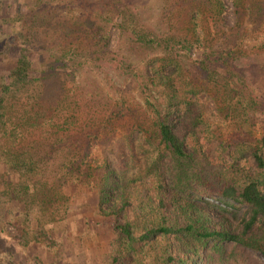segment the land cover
Returning a JSON list of instances; mask_svg holds the SVG:
<instances>
[{
	"label": "trees",
	"instance_id": "1",
	"mask_svg": "<svg viewBox=\"0 0 264 264\" xmlns=\"http://www.w3.org/2000/svg\"><path fill=\"white\" fill-rule=\"evenodd\" d=\"M26 3L0 0V263L16 264L2 248L5 225L17 222L12 214L25 226L33 208L50 223L64 220L65 187L88 192L95 213L114 220L113 263L201 264L203 250L222 253L226 244L264 260V135L251 137L253 121L264 123V76L259 92L245 70L264 46L244 44L248 34L264 37V0H232V27L224 26L221 0H168L169 17L157 29L121 0ZM111 26L125 28L135 63L108 49ZM258 64L264 71V58ZM83 70L111 71L133 87L124 95L116 86L97 103L74 87ZM200 95L230 129L225 140L213 139L200 113L192 116ZM190 117L178 136L180 120ZM116 130L127 144L136 135L149 139V178L125 181L108 158L96 166L88 160ZM212 151L227 153L232 168L249 157L252 169L215 177L199 160ZM166 157L172 167L159 170ZM225 216L240 223L231 229Z\"/></svg>",
	"mask_w": 264,
	"mask_h": 264
},
{
	"label": "rangeland",
	"instance_id": "2",
	"mask_svg": "<svg viewBox=\"0 0 264 264\" xmlns=\"http://www.w3.org/2000/svg\"><path fill=\"white\" fill-rule=\"evenodd\" d=\"M17 2H26L29 0H14ZM125 5H132L135 9L137 20L145 23L149 29H157L164 26L166 18H168L171 6L169 7L168 0H121ZM12 0H10V3ZM224 5L223 21L224 26L232 27L234 23L232 0H221ZM129 3V4H127ZM14 8L9 6V13H12ZM61 11V10H58ZM69 13V12H66ZM78 10L70 12L68 15L78 14ZM89 13L94 14L92 17L94 21L98 22L97 17L93 11ZM54 15V14H52ZM83 15V14H82ZM51 20V19H50ZM114 23L125 27L123 18L114 17ZM50 22V21H49ZM163 22V23H162ZM118 30L116 27L111 26L108 32L109 45L108 49L119 54L125 55L129 63H135L139 57L135 53H127L125 47V28ZM249 32L251 29L250 24L246 27ZM244 39L245 47L248 46H264V37H258L256 35L248 34ZM141 58V57H140ZM264 58V49L259 50V53L253 55L250 59L251 65H246L247 77L251 81V85L259 92H263L259 89L262 88V76L264 71L260 69L258 63H261ZM244 61V60H243ZM139 62V61H138ZM8 67V65H7ZM141 66H139L140 68ZM6 67H3L6 73ZM63 75H61L62 80ZM126 83V84H125ZM131 84L129 81H125L123 78H119L115 73L108 72H95L90 70H83L77 75L74 87L77 88L78 94L81 96H97L102 101L106 96H112L114 88L116 86L121 87L124 91L127 90V84ZM71 85V84H69ZM54 87H57L54 86ZM133 87V84L129 88ZM52 90V88H51ZM130 95L139 99L136 92L130 91ZM95 96V97H96ZM102 97V99H101ZM194 114L197 116L201 114V122L208 129L213 139L217 137L225 140L229 133V128L225 122L220 121L217 117L214 105L212 101L207 99L205 96L200 95L197 97L196 106L193 107ZM191 118L184 121L180 120L175 132L178 136L185 133L187 126L190 124ZM193 119V118H192ZM200 122V121H199ZM254 129L251 133L255 137L264 135V123L259 125L257 120L253 121ZM250 136V135H249ZM124 134L120 130H116L114 135L108 140V142L102 146H96L91 154L88 156V160L93 163V166L99 165L103 162L104 158H108L112 164L115 165V170L119 169L125 171V181H129L136 176L145 175L149 178L148 173L149 167L153 161L152 148H149L147 141L144 137L136 135L133 140L127 144L124 142ZM215 142V140H213ZM127 145V146H126ZM130 146V153L128 147ZM157 147V143H155ZM233 149L230 150V152ZM208 158H199L201 165L204 169L209 168L215 177H224L231 171L237 169L241 173L250 172L252 169L253 161L249 157L244 160L238 161V165H233L232 162L226 157L227 153L219 156L217 151H212L208 154ZM158 169L172 167L170 158L166 157L161 160L158 164ZM114 171V170H113ZM4 172V167L0 161V173ZM253 172V171H251ZM17 176L12 173L11 181L15 182ZM1 183V182H0ZM1 187V184H0ZM151 188V187H150ZM69 199L68 214L64 220L50 223L47 214L43 209H30L29 224L25 226L22 224L23 218L16 219L13 215V221H17L13 226L5 225L4 232L8 236L2 246L5 253H9L16 264H121L113 263L112 259L115 257V252L112 242L114 235L112 231V225L114 220L108 218H102L95 212V203L88 199L90 195L88 192H82V194H76L70 187L63 189ZM169 209V208H168ZM242 213L240 210L239 215ZM227 224L230 228L234 229L239 223L240 219L236 221L232 220L229 216H225ZM19 221V222H18ZM201 264H264V260L261 256L251 250L233 246L232 244L224 245L222 253H217L210 249V246L203 250L201 255ZM1 264V263H0ZM122 264H125L123 262Z\"/></svg>",
	"mask_w": 264,
	"mask_h": 264
}]
</instances>
